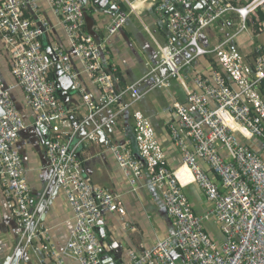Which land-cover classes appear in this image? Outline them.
I'll return each mask as SVG.
<instances>
[{
	"label": "built area",
	"instance_id": "built-area-1",
	"mask_svg": "<svg viewBox=\"0 0 264 264\" xmlns=\"http://www.w3.org/2000/svg\"><path fill=\"white\" fill-rule=\"evenodd\" d=\"M45 1L63 39L46 48L41 38L53 27L41 14L38 0H0V42L14 81L8 87L0 77L1 193L19 227L22 255L27 249L39 253L41 264H66L65 258L78 264H106V258H111L117 264L108 255L115 253L111 251L115 227L110 242L100 240L97 228L104 213L116 216L123 231L129 228L123 201L87 179L78 155L139 99L135 85L116 89L115 66H104L110 63L108 41L122 30L128 16L119 13L116 5L103 6L112 18L104 40L96 42L85 29V7L79 0ZM122 1L132 9L139 0ZM142 1L163 18L170 35L160 48V68L166 77L156 86L165 87L166 80L173 78L186 92L185 104L171 103L168 126L181 164L176 170L167 165L149 119L138 111L132 115L137 156L131 153V140L108 148L131 186L148 175V185L160 194L172 225L171 234L148 248H124L125 255L116 257L118 264H264V45L253 47L249 63L231 39L211 50L199 44L202 31L229 15H235L241 25L232 39L242 36L247 18L264 12V0ZM197 5L200 9H195ZM260 30L264 31V23ZM188 49L195 51L193 56H185ZM203 59L210 60L204 68L198 65ZM56 65L62 74L57 78L60 86L66 79L71 83L72 91L67 92L77 98L76 107L58 97L52 78ZM183 73L191 74L190 83ZM84 82L93 87L96 98ZM15 89L22 93L32 124L15 105L11 94ZM129 93L133 100L125 104L122 101ZM110 108L116 112L102 118ZM30 126L47 132L45 157L51 180L73 216L74 226L62 252L32 207L16 148L20 132ZM185 185L197 187L205 197L210 207L203 215L194 213L183 193ZM209 225L218 228L221 241L211 236Z\"/></svg>",
	"mask_w": 264,
	"mask_h": 264
},
{
	"label": "crops",
	"instance_id": "crops-1",
	"mask_svg": "<svg viewBox=\"0 0 264 264\" xmlns=\"http://www.w3.org/2000/svg\"><path fill=\"white\" fill-rule=\"evenodd\" d=\"M41 7V14L52 25L49 33L41 38V43L48 47L54 41H63L60 27L56 19L51 15L45 0H38ZM122 0H108L111 5ZM125 4V3H124ZM126 5V4H125ZM128 7V6H127ZM128 18L122 30L108 41L109 61L107 68L115 66L114 79L116 89H124L135 85L139 99L125 113L119 115L113 121V126L109 124L102 132L96 143H91L79 153L82 170L87 179L95 186L108 190L119 195L123 201L126 211V221L129 228L123 231L120 221L114 215L103 214L100 226L103 227L107 235H111L113 226L115 227V248L114 256L123 257L124 248L140 250L152 246L158 239H163L172 233V225L167 217L166 209L163 205L160 194L148 185V175L140 179L135 186H131L119 170L112 153L108 149L110 146L118 145L130 141L132 149H136L133 142V120L132 115L136 111L147 117L154 129L158 142L163 148L167 165L176 170L180 167V154L174 148L168 126L172 120L173 101L186 103V92L173 78L166 80V86H156L161 79L166 77L164 70L160 68L161 54L160 48L164 47L170 35L163 18H160L153 8L142 0L137 1L133 8L128 7ZM87 32H94L99 41H103L106 35V28L110 23L112 14L102 10V7L90 1L86 5ZM27 17L30 12L26 13ZM259 11L257 17H249L246 21V30L241 37H235L236 30L240 28L238 18L229 15L217 22L209 29L202 31L199 38L200 47L211 50L217 43L224 40L233 41L246 56L247 61L252 63L253 47L264 45V31L260 30V23H264ZM135 19V20H134ZM137 23L138 26H135ZM137 27H143L145 34L139 33ZM214 31L219 34L215 36ZM214 38L215 41H211ZM245 46V47H243ZM48 49V48H47ZM195 51L188 49L185 56H193ZM198 63L200 67L210 62ZM9 57L0 42V77L6 86H13L14 81L10 75ZM55 71V70H54ZM53 74V72H52ZM187 81L191 82V74L183 73ZM91 96L96 98L93 87L84 82ZM12 98L19 112L28 124H32L34 119L32 114L22 104V93L15 89L11 91ZM133 100V94L123 99L127 104ZM78 100L70 97L68 105L76 107ZM116 112L110 108L102 114V118ZM81 117L85 115V110H81ZM254 149L260 150L254 142L250 143ZM45 140L39 136L30 126L20 132L16 148L20 153L27 182L31 189V204L40 215L44 227L49 229V238L59 252L66 246L71 230L74 226L73 216L68 205L60 193L56 192L51 180V173L48 169L45 157ZM131 149V150H132ZM178 176L183 177L182 172ZM183 193L192 205L193 211L197 215H203L210 207L203 194L193 185L184 186ZM192 187L186 192V189ZM207 230L214 239L222 240V235L218 228L209 225ZM19 227L13 217H11L6 200L0 189V264H41L43 256L27 249L22 255L18 250ZM101 240V238H100ZM119 244V247H118ZM120 245L122 249L120 248ZM119 251V252H118ZM66 264H78L70 258H65Z\"/></svg>",
	"mask_w": 264,
	"mask_h": 264
},
{
	"label": "water",
	"instance_id": "water-1",
	"mask_svg": "<svg viewBox=\"0 0 264 264\" xmlns=\"http://www.w3.org/2000/svg\"><path fill=\"white\" fill-rule=\"evenodd\" d=\"M79 1L84 5L85 9H86V5H87L90 1H92L93 4L99 5V6H101V7L106 6L107 3H108V0H79ZM85 9H84V19H85V23H86L87 16H86V11H85ZM195 9H200V6L197 5V6L195 7ZM111 10H112V11H115V10H116V7H115V6H112V7H111ZM88 34L91 35V36L94 38V40H95L96 42H100V41L97 39V37L95 36L94 32L91 31V32H88ZM48 51H49V50H47V53L49 54ZM51 58H52V56H51ZM54 70H55V74L52 76V78H53L54 80H56V88H57V91H58V97H59L60 99H62L63 102H64L65 104H67V103L69 102L70 97L72 96V95H71V96L68 95V92H71V91H72V88L69 87V86L71 85V83H70V81H69L68 79H66V80L64 81V82H65V86H60V82H61V80H58V79H57L59 76L62 75L61 72H60L59 66L56 65L55 68H54ZM67 91H68V92H67ZM33 130H34L39 136H42V137L44 138V140L47 139V132H46V130H41V129H37V128H36V129L33 128ZM100 136H101V134H100ZM97 231H98L99 236H100V238H101L102 241L105 240V239L107 238L106 232H105V230L103 229L102 226H99V227L97 228ZM116 247H117L116 244H112V245H111V251L114 252V249H115ZM16 261H17V259L15 260V263H16ZM106 262H107V263H106ZM15 263H14V264H15ZM105 263H106V264H113L111 258H106Z\"/></svg>",
	"mask_w": 264,
	"mask_h": 264
},
{
	"label": "trees",
	"instance_id": "trees-1",
	"mask_svg": "<svg viewBox=\"0 0 264 264\" xmlns=\"http://www.w3.org/2000/svg\"><path fill=\"white\" fill-rule=\"evenodd\" d=\"M116 7H117V9H118V12L119 13H122V14H124L125 16H128V11H129V9H128V7L124 4V3H121V2H118L117 4H116ZM261 16V19L262 20H264V15H260ZM42 41V40H41ZM212 61V60H211ZM131 149H132V147H131ZM130 149V150H131ZM131 153H132V155L133 156H137V151H136V149L134 148V149H132L131 150ZM106 231V230H105ZM106 235H107V232H106ZM111 235H107V238L105 239V241L106 242H110L111 241ZM108 255H110V256H114V253H112V255L109 253ZM114 258H115V260H116V263L118 264V260L116 259V257L114 256Z\"/></svg>",
	"mask_w": 264,
	"mask_h": 264
},
{
	"label": "rangeland",
	"instance_id": "rangeland-1",
	"mask_svg": "<svg viewBox=\"0 0 264 264\" xmlns=\"http://www.w3.org/2000/svg\"><path fill=\"white\" fill-rule=\"evenodd\" d=\"M134 20H135V19H134ZM135 26H138L137 23H136ZM237 30H238V28H237ZM237 30H236V28H235L234 31L237 32ZM137 31H138L139 33L145 34V33L143 32V27H137ZM214 34H215V36L219 37V34H218L217 32L214 31ZM240 37H241V36H240ZM211 41H215L214 38H212ZM199 43L201 44V42H199ZM243 47H245V46H243ZM191 189H192V187L187 188V189H186V192H187L188 190H191Z\"/></svg>",
	"mask_w": 264,
	"mask_h": 264
},
{
	"label": "bare ground",
	"instance_id": "bare-ground-1",
	"mask_svg": "<svg viewBox=\"0 0 264 264\" xmlns=\"http://www.w3.org/2000/svg\"><path fill=\"white\" fill-rule=\"evenodd\" d=\"M184 184V183H183Z\"/></svg>",
	"mask_w": 264,
	"mask_h": 264
},
{
	"label": "clouds",
	"instance_id": "clouds-1",
	"mask_svg": "<svg viewBox=\"0 0 264 264\" xmlns=\"http://www.w3.org/2000/svg\"><path fill=\"white\" fill-rule=\"evenodd\" d=\"M127 6V5H126Z\"/></svg>",
	"mask_w": 264,
	"mask_h": 264
}]
</instances>
